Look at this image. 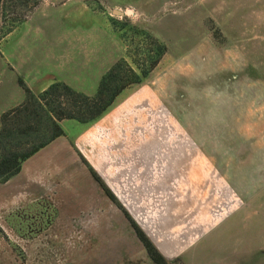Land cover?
I'll use <instances>...</instances> for the list:
<instances>
[{
    "label": "rangeland",
    "instance_id": "374dc122",
    "mask_svg": "<svg viewBox=\"0 0 264 264\" xmlns=\"http://www.w3.org/2000/svg\"><path fill=\"white\" fill-rule=\"evenodd\" d=\"M35 1L17 6L18 25L0 41V116L25 99L19 77L35 93L59 80L94 95L107 64L152 47L131 27L147 30L168 47L143 82L173 124L161 162L178 167L191 147L194 162L181 177L161 169L160 185L140 179L148 191H130L131 215L175 264H264V171L250 152L264 127V0ZM12 22L0 21V33ZM80 124L63 122L70 134ZM14 187L0 183V196ZM23 207L0 218V264H154L123 217L92 233L79 206L73 217Z\"/></svg>",
    "mask_w": 264,
    "mask_h": 264
},
{
    "label": "crops",
    "instance_id": "0c3cea01",
    "mask_svg": "<svg viewBox=\"0 0 264 264\" xmlns=\"http://www.w3.org/2000/svg\"><path fill=\"white\" fill-rule=\"evenodd\" d=\"M113 60L116 59L112 58L111 62ZM111 64L104 67V73L113 65ZM52 82L41 87L40 91ZM146 85L142 83L135 88L126 89L103 117L93 123L80 122V126H77L73 134L66 132L63 126L64 120L62 126L65 135L56 138L26 160L17 175L2 183L15 187L9 194L0 196V218L6 216L4 212L7 209L23 207L24 203L23 208L29 209L46 210L52 206L56 209H54L55 215L65 217L76 216L75 208L79 206L85 210V215L93 218L90 224L85 223L92 233L103 230V225L111 233L114 216L123 217L129 225L130 223L122 209L107 195L92 175L90 167L97 172L130 214H132L130 191L137 194L148 191L144 185L146 182L142 183L140 179L150 178L151 184L160 185L163 181L161 169L165 170L164 178L184 175L181 173V166L183 168L185 166L186 173L188 170L191 172L194 162L192 147L190 152H183L178 167L171 169V166H166V162H161L166 156L160 157V154L166 153L169 149L172 152L174 148L170 140L173 133H169L171 131L169 125L173 127V124L170 119L163 123L160 99L155 89L147 88ZM142 127L144 128L140 130ZM130 130L135 131L139 136H131ZM257 134V141L253 139L255 145L250 148V152L252 151V158L258 155L255 160L264 171V127ZM167 168H169L168 172ZM262 173L264 175V172ZM257 183L263 184L264 176L259 181L257 178ZM235 195L233 196L236 213L242 210L244 201L240 193ZM137 199H140V196H137ZM250 199L252 202L255 198L252 199L251 196ZM44 202L48 203V206L41 207ZM220 216L224 217L225 212L222 211ZM1 226L0 222V233ZM143 229L149 232L146 228ZM80 230L84 229L80 228ZM148 234L166 256L161 242L153 238L150 232ZM175 263L174 261L173 264Z\"/></svg>",
    "mask_w": 264,
    "mask_h": 264
},
{
    "label": "trees",
    "instance_id": "16d2710c",
    "mask_svg": "<svg viewBox=\"0 0 264 264\" xmlns=\"http://www.w3.org/2000/svg\"><path fill=\"white\" fill-rule=\"evenodd\" d=\"M29 0H0V21H13L2 33L0 41L18 25L11 13L18 5L27 6ZM40 0H36L33 7ZM116 25V22L112 20ZM135 34L151 39L152 47L136 45L131 59H118L101 77L94 95L79 91L64 81L55 80L48 87L35 93L19 77V84L25 92V99L2 112L0 116V183H5L17 175L26 160L65 135L62 122L76 120L93 123L103 117L116 103L119 96L133 86L142 84L159 65L168 51L165 43L152 36L147 30L134 25ZM121 32L126 40V33ZM140 45V44H139ZM92 175L101 184L107 195L118 205L129 220L136 237L145 248L154 264H173L159 250L145 230L125 209L114 193L106 186L97 172L90 167Z\"/></svg>",
    "mask_w": 264,
    "mask_h": 264
}]
</instances>
